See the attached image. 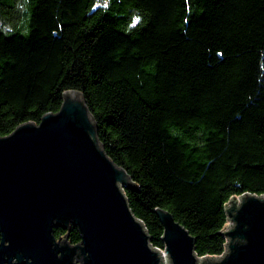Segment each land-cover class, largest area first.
I'll use <instances>...</instances> for the list:
<instances>
[{"label": "trees", "instance_id": "obj_1", "mask_svg": "<svg viewBox=\"0 0 264 264\" xmlns=\"http://www.w3.org/2000/svg\"><path fill=\"white\" fill-rule=\"evenodd\" d=\"M69 90L151 243L164 248L162 208L199 256L221 254L226 203L264 194V0H0V136Z\"/></svg>", "mask_w": 264, "mask_h": 264}, {"label": "water", "instance_id": "obj_2", "mask_svg": "<svg viewBox=\"0 0 264 264\" xmlns=\"http://www.w3.org/2000/svg\"><path fill=\"white\" fill-rule=\"evenodd\" d=\"M132 184L98 140L94 117L77 90L56 113L0 136V264H264V194L234 196L225 207L226 252L199 256L195 237L166 209L164 251L132 212ZM76 226L77 244L55 227Z\"/></svg>", "mask_w": 264, "mask_h": 264}, {"label": "built area", "instance_id": "obj_3", "mask_svg": "<svg viewBox=\"0 0 264 264\" xmlns=\"http://www.w3.org/2000/svg\"><path fill=\"white\" fill-rule=\"evenodd\" d=\"M243 194H245V193H243ZM243 194H240V195H235V196H237L238 198H240ZM234 196H232L231 198H233ZM230 198V199H231ZM229 202V201H228ZM228 202L226 203V206L228 205ZM225 206V207H226ZM229 225V223H227V225H226V227ZM225 227V228H226ZM224 228V229H225ZM155 247H157V246H155ZM157 248H159V249H162L163 251H164V248H160V247H157ZM226 252V244H225V249H224V251L221 253V254H217V255H212V256H215V257H217V258H219V257H221L224 253Z\"/></svg>", "mask_w": 264, "mask_h": 264}, {"label": "bare ground", "instance_id": "obj_4", "mask_svg": "<svg viewBox=\"0 0 264 264\" xmlns=\"http://www.w3.org/2000/svg\"><path fill=\"white\" fill-rule=\"evenodd\" d=\"M162 259L164 260V261H163V264H167V262H168V257H167V255H166L165 253L162 254Z\"/></svg>", "mask_w": 264, "mask_h": 264}, {"label": "rangeland", "instance_id": "obj_5", "mask_svg": "<svg viewBox=\"0 0 264 264\" xmlns=\"http://www.w3.org/2000/svg\"><path fill=\"white\" fill-rule=\"evenodd\" d=\"M228 223H230V222L228 221ZM230 224H231V223H230ZM167 264H171V262H170L169 258H168V262H167Z\"/></svg>", "mask_w": 264, "mask_h": 264}]
</instances>
